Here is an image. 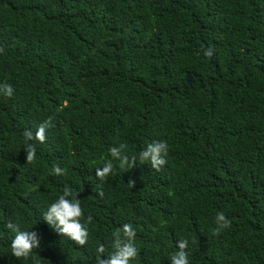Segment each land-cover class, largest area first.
I'll return each mask as SVG.
<instances>
[{
    "label": "trees",
    "instance_id": "1",
    "mask_svg": "<svg viewBox=\"0 0 264 264\" xmlns=\"http://www.w3.org/2000/svg\"><path fill=\"white\" fill-rule=\"evenodd\" d=\"M0 46V264H96L125 223L132 264H170L181 239L190 264H264V0H0ZM49 117L27 164L23 132ZM153 141L160 171L97 177L111 147ZM65 186L93 217L83 247L42 219ZM10 221L40 236L27 259Z\"/></svg>",
    "mask_w": 264,
    "mask_h": 264
},
{
    "label": "clouds",
    "instance_id": "2",
    "mask_svg": "<svg viewBox=\"0 0 264 264\" xmlns=\"http://www.w3.org/2000/svg\"><path fill=\"white\" fill-rule=\"evenodd\" d=\"M4 47L0 46V53L4 52ZM206 56H211L212 52L206 51ZM14 88L10 83H0V96L11 99L14 96ZM52 117L41 122L33 132L32 130L25 129L23 132L25 140V151L27 164H33L37 155V144H44L47 141V129L52 127ZM112 160L105 162L102 169H97V177L101 180L111 173L113 168V160L119 162L121 169H133L136 167L137 160L141 164L149 162L151 167L156 171H160L164 165L167 164V155L169 153V145L167 141H153L149 143L146 148L141 151L138 156L127 153V144L119 143L118 146H113L109 149ZM64 169L58 165L54 166L52 172L54 175H63ZM129 186L134 187L135 181L130 180ZM42 219L59 235L67 237L75 244L83 247L88 242L89 230L87 225L92 223L93 217L88 215L84 217V211L81 206V201L73 196L72 189L65 186L63 193L48 206L47 210L43 213ZM82 219L85 220L82 223ZM216 228L213 232L214 235H219L222 231L231 227V220L225 215L223 211L218 212L214 218ZM15 235L11 241L12 256L18 260L27 259L31 256L34 249L41 246V239L37 232L31 230H21L18 225L13 224L11 221L6 226ZM113 240L111 247L112 252L107 253V259H102L106 254V248L100 244L96 248V264H132L138 257V249L135 246L136 230L131 223H125L121 228H117L113 232ZM189 241L181 239L177 242L178 250L170 255V264H190L188 259Z\"/></svg>",
    "mask_w": 264,
    "mask_h": 264
}]
</instances>
